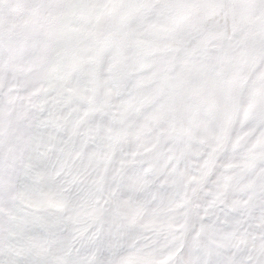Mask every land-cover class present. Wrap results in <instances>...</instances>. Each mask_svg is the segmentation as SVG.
Listing matches in <instances>:
<instances>
[{
  "label": "snow or ice",
  "instance_id": "snow-or-ice-1",
  "mask_svg": "<svg viewBox=\"0 0 264 264\" xmlns=\"http://www.w3.org/2000/svg\"><path fill=\"white\" fill-rule=\"evenodd\" d=\"M0 264H264V0H0Z\"/></svg>",
  "mask_w": 264,
  "mask_h": 264
}]
</instances>
